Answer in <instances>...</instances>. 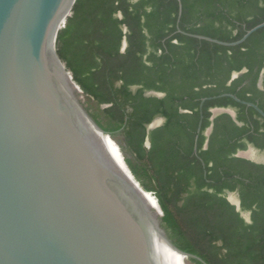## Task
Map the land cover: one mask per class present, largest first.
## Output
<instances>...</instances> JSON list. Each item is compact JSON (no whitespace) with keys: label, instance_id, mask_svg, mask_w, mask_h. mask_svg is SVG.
<instances>
[{"label":"trees","instance_id":"obj_1","mask_svg":"<svg viewBox=\"0 0 264 264\" xmlns=\"http://www.w3.org/2000/svg\"><path fill=\"white\" fill-rule=\"evenodd\" d=\"M180 1L178 17V0H76L56 52L89 115L157 199L170 240L206 264H264V163L236 155L264 152V118L222 96L264 112V27L234 46L192 36L235 42L264 22V0ZM216 108L234 116L212 118Z\"/></svg>","mask_w":264,"mask_h":264},{"label":"water","instance_id":"obj_2","mask_svg":"<svg viewBox=\"0 0 264 264\" xmlns=\"http://www.w3.org/2000/svg\"><path fill=\"white\" fill-rule=\"evenodd\" d=\"M75 2L0 0V264H169L158 252L159 238L182 257L206 264L170 240L157 199L89 115L86 96L58 56L57 35ZM262 27L230 43L192 36L234 46ZM223 96L264 118L256 104ZM199 132L200 123L194 152ZM104 137L119 149L134 180ZM228 200L239 209L238 199Z\"/></svg>","mask_w":264,"mask_h":264},{"label":"bare ground","instance_id":"obj_3","mask_svg":"<svg viewBox=\"0 0 264 264\" xmlns=\"http://www.w3.org/2000/svg\"><path fill=\"white\" fill-rule=\"evenodd\" d=\"M104 140H105V143L106 145L108 146L109 148V151L111 152L114 160L117 162V164L119 165V167L121 168V170H123V172H125L129 178H131V180H134V178L131 176L130 172L127 171L125 168H124V164L122 165L120 160L118 159L115 151L117 152V154H119L121 160H122V163H123V158L121 157V154H120V151L119 149L113 145H111L107 140L108 138L107 137H104ZM151 194H146V198L147 200H149V202L152 204V199H151ZM153 201H154V198H153ZM154 204H156V202L154 201ZM155 206V205H153ZM154 208H157V204ZM157 249H158V252L167 260V262L169 264H185V257H182L181 255L175 253L161 238L158 239V242H157ZM187 262V261H186Z\"/></svg>","mask_w":264,"mask_h":264},{"label":"crops","instance_id":"obj_4","mask_svg":"<svg viewBox=\"0 0 264 264\" xmlns=\"http://www.w3.org/2000/svg\"><path fill=\"white\" fill-rule=\"evenodd\" d=\"M259 88H262V86H258ZM153 94H155L156 96H158V97H162L163 96V93H156V92H154ZM224 95V94H223ZM222 95V96H223ZM203 99H205V100H207V99H209V98H203ZM202 99V100H203ZM202 100H201V103H200V108L202 107ZM223 112H226V113H229V114H231L232 116H234V112L231 110V109H223V108H216V109H214L213 110V115H212V118H214L216 115H218V114H220V113H223ZM156 119H161V122L159 123V125H161V123L163 122V119L161 118V117H159V118H156ZM155 119V120H156ZM200 123V122H199ZM159 125H157V126H159ZM199 125V124H198ZM156 126V127H157ZM155 128V127H154ZM154 128H152V129H154ZM148 130H151V129H149L148 128ZM211 130H212V125L209 127V129H208V131H207V134H209L210 132H211ZM195 144V143H194ZM146 146H149V142L148 141H146ZM193 151H194V148H193ZM197 151V150H196ZM249 151H256V152H260V153H262L261 151H259V150H257L256 148H254L253 146H249L248 147V149L247 150H245V151H240V152H238L236 155L238 156V157H242V158H245V159H249V160H252V161H254V162H258V163H264V162H259V161H256V160H253V159H251V158H249V157H247V156H245L244 154H246L247 152H249ZM194 153H196V152H194ZM230 196H232L234 199H238L239 200V198H238V196H237V194L236 193H233V192H231V193H228L227 194V200H228V197H230ZM229 201V200H228ZM233 205V204H232ZM235 206V205H234ZM236 207V206H235ZM239 208H240V200H239ZM237 210V209H236ZM239 210V209H238ZM237 210V211H238ZM243 216L245 217V219L246 220H248L249 219V216H248V214H243Z\"/></svg>","mask_w":264,"mask_h":264},{"label":"rangeland","instance_id":"obj_5","mask_svg":"<svg viewBox=\"0 0 264 264\" xmlns=\"http://www.w3.org/2000/svg\"><path fill=\"white\" fill-rule=\"evenodd\" d=\"M108 140L114 146H116L110 139H108ZM244 155L247 156V157H249V158H251V159H253V160H256V161H259V162H264V152L260 153V152H256V151H249V152H247ZM185 264H196V263H194L191 259L186 258L185 259Z\"/></svg>","mask_w":264,"mask_h":264}]
</instances>
